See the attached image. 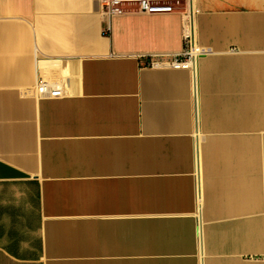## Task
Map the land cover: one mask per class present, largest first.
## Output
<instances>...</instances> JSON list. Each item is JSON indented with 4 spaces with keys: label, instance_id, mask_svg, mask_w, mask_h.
Masks as SVG:
<instances>
[{
    "label": "crops",
    "instance_id": "crops-1",
    "mask_svg": "<svg viewBox=\"0 0 264 264\" xmlns=\"http://www.w3.org/2000/svg\"><path fill=\"white\" fill-rule=\"evenodd\" d=\"M191 7L195 84L177 10L0 0V264H264V0Z\"/></svg>",
    "mask_w": 264,
    "mask_h": 264
},
{
    "label": "built area",
    "instance_id": "built-area-1",
    "mask_svg": "<svg viewBox=\"0 0 264 264\" xmlns=\"http://www.w3.org/2000/svg\"><path fill=\"white\" fill-rule=\"evenodd\" d=\"M101 13L110 18L129 12H141L147 14L169 13L178 11L183 18V48L172 55L151 58L147 63L150 67H168L171 69H186L190 71L195 84L197 63L207 49L198 45L195 41L192 26L191 0H99ZM110 26L107 24L103 30L108 33ZM38 98H56L63 96V88L60 84H51L43 79H38L35 87ZM196 219L199 230V211L201 196L198 184L195 188Z\"/></svg>",
    "mask_w": 264,
    "mask_h": 264
}]
</instances>
